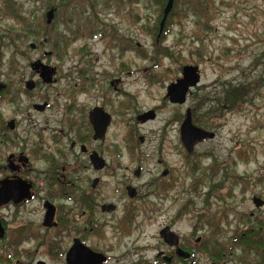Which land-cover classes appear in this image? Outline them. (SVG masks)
I'll list each match as a JSON object with an SVG mask.
<instances>
[{"label":"rangeland","instance_id":"1","mask_svg":"<svg viewBox=\"0 0 264 264\" xmlns=\"http://www.w3.org/2000/svg\"><path fill=\"white\" fill-rule=\"evenodd\" d=\"M121 1L0 0V81L12 91L3 95L0 114L5 128L12 119L19 122L15 133L5 131L8 139L0 140V167L10 154L23 151L32 158L31 178L37 177L46 164L32 152L44 153L49 131L63 127L65 110L74 104L72 114L80 119L82 136L90 137L84 130L86 115L96 106L104 107L112 124L105 141L93 149L111 162L112 153L121 154V169L129 163L130 168L143 166L156 174L162 168L158 154L164 153V164L180 171L179 194H186L182 184L187 183L189 194L180 200L188 197L192 202L190 211L178 218L176 229L181 236L194 232L195 239L206 238L196 245L206 251L197 256L201 264L252 261L235 242L256 223L264 231V206L257 209L253 203L255 197L264 201V0H207L202 19L186 14L188 8H201L196 0H176L162 32L168 0ZM101 3L111 9L101 16L111 32L107 29L103 38L93 39L101 29L88 11L101 8ZM51 9L56 10L55 18L47 25ZM124 39L126 48L117 47ZM35 42L44 46L32 50ZM45 52L52 56L44 59ZM37 59L58 67L59 81L27 96L22 91L27 81L36 80L30 63ZM190 65L200 68L201 83L190 91L185 105H174L167 89ZM83 67L90 73L88 79L79 75L77 79L75 73ZM239 85L248 91L246 105L238 112L229 111L224 105L225 89ZM46 100L54 103L52 111L33 110L34 104ZM188 109L196 127L216 134L215 139L197 144L189 159L181 143ZM150 112L153 120L138 121ZM126 141L128 152L138 153L139 160L126 159ZM186 165L190 177L182 175ZM149 177L146 172L138 184ZM41 207L38 198L27 208L1 212L15 234L0 246V264H35L45 259L36 252L44 250ZM155 231L154 225L147 233ZM24 234L36 240L27 244L31 237L27 236L22 243ZM14 249L32 250L38 256L14 252L17 257L6 263V253Z\"/></svg>","mask_w":264,"mask_h":264},{"label":"flooded vegetation","instance_id":"2","mask_svg":"<svg viewBox=\"0 0 264 264\" xmlns=\"http://www.w3.org/2000/svg\"><path fill=\"white\" fill-rule=\"evenodd\" d=\"M121 2L125 3V0ZM107 4L101 3V8L88 11L90 15L94 16L97 26L101 29L97 34H94L93 39L103 38L106 34L103 31L107 29L111 32L110 26L101 18L104 13L111 11ZM121 4H119L120 7ZM116 44L117 47L125 49L126 39L118 41ZM44 54V59L52 56V54L49 56ZM44 59H37L30 63V69L36 80H29L25 83L22 93L25 92L27 96L32 95L42 86H55L59 81L56 77L59 71L58 67H53L57 72L51 84L44 83L39 74L32 70L33 63L38 60L43 62ZM80 67L81 64L77 66V71ZM77 73H75L77 79L79 76L82 79H88L90 74L84 70V67ZM29 82L35 83L34 90L27 89ZM0 84L6 86L0 93L1 102L3 95L12 94V91L3 82L0 81ZM75 87L78 85L75 84ZM17 101L15 97L14 103ZM41 106H44L43 110H39ZM70 106L69 110H65L66 118L62 122L63 127L49 131L48 145L47 147L43 146L44 153L32 152V156L36 155L37 159L44 160L46 164L44 170L37 171V177L31 178L32 158L23 151L10 154L4 161L5 164L0 167V191L6 181L12 183L22 181L25 183V187L29 186V197L0 205V227L3 230V234L0 233V246L6 238L15 234V230H10L11 228L1 212L12 207L17 210L27 208L38 198H41L42 227L46 232L43 239H40L44 250L37 249L36 252L45 259H39L35 264H201L197 256L206 251L198 248V245H201L206 238L195 239L194 232L181 236L176 229L178 218L180 215H186L192 205L188 197L184 201L180 200L182 196L189 194L187 183L182 184V187L186 188V194L182 192L181 195L178 192L180 178L177 172L180 171L164 164V153L158 154L157 163L162 168L157 174L155 171L144 169L143 166L135 169L130 168L129 163L126 164V168L121 169V154L112 153L109 156L112 159L111 162L100 154L98 149H93L94 144L105 141L112 119L105 138L95 140V131L90 115L97 108L103 109L108 115L110 114L100 106L90 110L86 115L84 130L87 128V131L92 135L83 137L82 129L79 126L80 122H77L80 119L72 114L75 109L74 104ZM53 107L54 103L51 100L32 106L33 110L38 113H47L52 111ZM139 117L138 121L142 122ZM11 122H14L13 130L9 128ZM18 123L12 119L6 122L5 128L0 114V140L2 143L8 139L5 131L15 133ZM181 143L188 154L186 158L189 159L194 151L192 153L187 151L182 138ZM125 147L126 159L139 160L138 153L128 152L127 141ZM94 155L102 159V168L98 167V162H94L92 158ZM147 158L150 157L147 156ZM186 167V170L184 168L181 170L184 172L182 175L190 177L192 175L190 167L189 165ZM146 172L150 177L141 185L138 184L144 179ZM179 200L182 203L180 211L177 209ZM175 209L176 211H174ZM154 225L156 231L147 233V230ZM24 235L21 236L22 243L25 242L24 238L27 236H31L29 241L25 242L27 244L36 240L33 235ZM14 252L16 254L23 252V256L27 258L38 256L33 254L32 250L14 249L13 253H6V263L17 257V255L14 256Z\"/></svg>","mask_w":264,"mask_h":264},{"label":"water","instance_id":"3","mask_svg":"<svg viewBox=\"0 0 264 264\" xmlns=\"http://www.w3.org/2000/svg\"><path fill=\"white\" fill-rule=\"evenodd\" d=\"M176 0H168L167 5L164 9L163 20L160 26V32L163 31L166 22L172 13ZM55 9H51L47 13V24L51 25L55 18ZM30 48L32 50L37 49L36 44H31ZM45 56L51 55V53L45 52ZM32 70L39 74L40 79L46 83L51 84L54 81L56 75V68L46 65L41 60L36 61L32 64ZM201 83V72L198 66H185L182 70V77L178 79L175 83H172L167 89V97L172 104L185 105L187 103V97L194 88L198 87ZM36 87L34 82H29L27 84L28 90H34ZM6 86L0 84V93ZM44 106L39 107V110H43ZM155 115L153 112L146 113L139 117L142 122H147L148 120H153ZM111 116L106 114L103 109H95L91 115L90 120L94 126L95 140H103L106 135V131L111 123ZM10 130L14 129V122L9 123ZM181 138L184 146L189 153L194 151L195 146L206 140H213L216 138V134L213 132L205 131L201 128L196 127L193 124L192 112L188 110L186 112V118L181 127ZM94 162L99 163V168L103 167L102 159L94 155ZM24 182H4L2 190L0 191V205H5L10 201H21L22 199L29 197V186H24ZM27 193V194H25ZM253 203L257 209L264 206V201L258 197L253 199ZM0 233L3 234V230L0 227Z\"/></svg>","mask_w":264,"mask_h":264},{"label":"trees","instance_id":"4","mask_svg":"<svg viewBox=\"0 0 264 264\" xmlns=\"http://www.w3.org/2000/svg\"><path fill=\"white\" fill-rule=\"evenodd\" d=\"M204 1L207 0H196V3L200 4L201 8H188L186 14L194 13L196 17L202 19L201 12L205 9L203 6ZM35 44L38 48L44 46V43L35 42ZM262 79L263 78L259 79L258 82ZM247 92L248 91L244 85L235 87L229 86L224 92V105L227 106L229 111H240L246 105L244 98L247 96ZM236 238L237 241L235 243L239 244L242 248L243 256L253 258L252 261H243L242 264H264V231L258 223ZM215 259L219 260V257L215 256Z\"/></svg>","mask_w":264,"mask_h":264}]
</instances>
